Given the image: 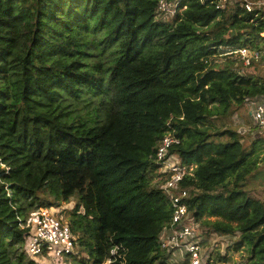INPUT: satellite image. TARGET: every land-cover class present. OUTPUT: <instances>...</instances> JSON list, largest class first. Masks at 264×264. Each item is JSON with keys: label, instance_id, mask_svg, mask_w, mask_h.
<instances>
[{"label": "trees", "instance_id": "16d2710c", "mask_svg": "<svg viewBox=\"0 0 264 264\" xmlns=\"http://www.w3.org/2000/svg\"><path fill=\"white\" fill-rule=\"evenodd\" d=\"M158 2L0 0V264H36L26 218L72 199L71 264H168L154 161L166 133L195 166L182 185L199 229L264 264V201L245 189L259 148L225 125L264 97V74L239 71L264 63V8L182 0L165 19ZM240 47L249 65L227 54Z\"/></svg>", "mask_w": 264, "mask_h": 264}, {"label": "built area", "instance_id": "2783aa9c", "mask_svg": "<svg viewBox=\"0 0 264 264\" xmlns=\"http://www.w3.org/2000/svg\"><path fill=\"white\" fill-rule=\"evenodd\" d=\"M203 1V0H201ZM218 8L239 5L248 12L264 8V0H215ZM182 0H159L157 12L165 19L175 17L185 9ZM238 54L244 65H249L251 58L249 49L240 47L228 49L227 54ZM253 124L264 136V101L256 102L250 112ZM180 139L166 133L156 146L154 161L157 164L156 180L159 188L166 196L171 208L169 226L163 229L159 237V246L165 254L174 257L172 264H227L221 262L213 254L219 250L217 243L221 237L211 233L205 237L198 229L197 223L188 210L189 191L182 185L187 176L193 175L194 165L183 164L173 147ZM29 233L25 244V252L29 257L53 256L54 260L64 256L77 255L76 237L67 221L49 208L42 207L30 212L25 220ZM209 243H206L208 242ZM204 247H208L206 252ZM215 251V252H214ZM182 254L183 256H180ZM218 254V253H217Z\"/></svg>", "mask_w": 264, "mask_h": 264}, {"label": "rangeland", "instance_id": "374dc122", "mask_svg": "<svg viewBox=\"0 0 264 264\" xmlns=\"http://www.w3.org/2000/svg\"><path fill=\"white\" fill-rule=\"evenodd\" d=\"M157 18H161V16H157ZM164 18V17H163ZM264 36V33L262 34ZM250 51V50H249ZM250 54H253L252 51H250ZM235 55V54H233ZM236 57H239L238 54L235 55ZM239 71L241 73H257V74H264V63L259 64L258 66H247V67H240ZM264 101V97L259 98H253L252 100H247L242 107H239L234 110V112L225 119V125L227 127H231L235 129L240 135L242 136V142L245 147H250L253 145V143L257 144L258 151H259V164L255 171H253L252 175L247 178V182L245 185V189L250 192V194L258 198L260 200L264 201V144L259 140L260 137H264L263 134L260 132V129L256 127L253 122L250 115L251 109L253 105L256 102ZM85 102H82L81 105H83ZM92 106H95V103L92 104ZM90 110L93 109V107L89 108ZM85 112L86 110H82ZM220 122L218 121V125ZM75 199H72L69 203H63L60 207H48L50 211L53 214L61 215L64 219L68 215L67 211L72 209L74 206ZM206 218V216H204ZM210 220H214L215 217H210ZM199 229V224H197ZM202 234L207 237L202 229H199ZM237 237L227 235L224 237H221L217 243L219 250L215 252V255L213 254L214 258L221 257V262L227 263V264H248L247 262V256L248 252L246 250L245 245H241L240 247H236L237 244ZM206 243H209L206 242ZM206 252L208 251V247H204ZM77 252H79V249L77 248ZM218 253V254H217ZM78 253L77 255H79ZM166 256V262L168 264H172L174 261V257L171 254H167ZM180 256H183L180 254ZM216 256V257H215ZM39 258V257H31ZM46 264H71L72 259L69 256H64L61 259L54 260L53 256L44 257ZM36 264H40L38 261L39 259H34ZM182 264V262L178 261Z\"/></svg>", "mask_w": 264, "mask_h": 264}, {"label": "crops", "instance_id": "0c3cea01", "mask_svg": "<svg viewBox=\"0 0 264 264\" xmlns=\"http://www.w3.org/2000/svg\"><path fill=\"white\" fill-rule=\"evenodd\" d=\"M34 259H39L38 262H39L40 264H46V263H45V260H44V257H39V258H34Z\"/></svg>", "mask_w": 264, "mask_h": 264}]
</instances>
